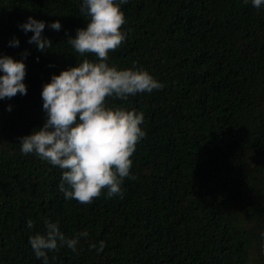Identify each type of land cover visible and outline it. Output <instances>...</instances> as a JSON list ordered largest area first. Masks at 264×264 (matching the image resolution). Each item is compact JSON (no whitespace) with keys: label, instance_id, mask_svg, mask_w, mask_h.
I'll use <instances>...</instances> for the list:
<instances>
[{"label":"trees","instance_id":"obj_1","mask_svg":"<svg viewBox=\"0 0 264 264\" xmlns=\"http://www.w3.org/2000/svg\"><path fill=\"white\" fill-rule=\"evenodd\" d=\"M82 0H0V54L25 61L27 92L0 100V264H42L29 236L45 217L66 235L87 229L78 252H49V264H264V6L243 0H128L127 36L109 51L118 68L147 69L163 88L107 98L144 113L123 196L65 200L62 170L20 136L42 126L41 89L77 60L66 40L84 27ZM62 28L41 53L18 24L28 16ZM18 37L17 47L8 45ZM39 57V60L36 57ZM51 65V66H50ZM11 104V111L6 105ZM32 219L29 229L26 221ZM104 240L102 252L89 242Z\"/></svg>","mask_w":264,"mask_h":264},{"label":"clouds","instance_id":"obj_2","mask_svg":"<svg viewBox=\"0 0 264 264\" xmlns=\"http://www.w3.org/2000/svg\"><path fill=\"white\" fill-rule=\"evenodd\" d=\"M126 3L128 0H82L79 11L87 23L76 28L75 35L66 42L77 53H95L97 59L85 57L58 74L52 73L40 93L45 117L42 126L18 138L23 154L33 153L62 170L58 188L65 200L91 203L102 189H106L108 198L123 196L124 179L135 178L130 171L131 156L146 135L142 127L145 118L143 111L109 104L107 98L127 100L130 95L164 87L147 69L136 67L135 62L129 68L109 63V51L119 47L127 36L121 27L126 23L121 5ZM243 3L256 9L264 6V0ZM46 24L52 30L62 28L59 19L47 22L31 15L17 25L24 33H32L27 42L41 53L53 46L44 35ZM19 44L15 36L8 41L11 47ZM29 54V50H24L19 59L0 54V100L26 94L25 61ZM5 107L12 109L11 104ZM43 223L44 231L30 235L28 241L42 264H49V252L62 247L78 252L81 238L89 236L87 229L66 235L59 220L45 217ZM26 225L32 229L33 220L28 219ZM88 246L102 252L106 242H89Z\"/></svg>","mask_w":264,"mask_h":264}]
</instances>
